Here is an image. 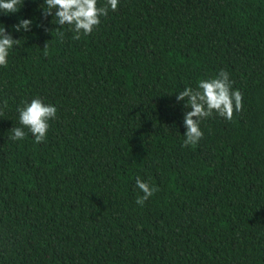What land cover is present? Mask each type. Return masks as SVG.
<instances>
[{
    "label": "trees",
    "instance_id": "obj_1",
    "mask_svg": "<svg viewBox=\"0 0 264 264\" xmlns=\"http://www.w3.org/2000/svg\"><path fill=\"white\" fill-rule=\"evenodd\" d=\"M41 7L0 12V264H264V0H118L79 40ZM220 70L243 108L185 147L176 95ZM36 97L45 140L9 139Z\"/></svg>",
    "mask_w": 264,
    "mask_h": 264
},
{
    "label": "clouds",
    "instance_id": "obj_2",
    "mask_svg": "<svg viewBox=\"0 0 264 264\" xmlns=\"http://www.w3.org/2000/svg\"><path fill=\"white\" fill-rule=\"evenodd\" d=\"M23 2L24 0H0V12L16 13ZM42 4V15L51 16L52 20L55 18L58 37L63 39L64 33L60 29L68 25L69 31L74 33L73 39L79 40L81 34L90 35L101 23L100 18L106 17L109 10L117 9L118 0H105L102 6H97L98 0H42ZM31 24L30 19H22L12 27L17 32L21 29L28 31ZM19 41L20 39H13L0 24V66H7L9 50L14 46L18 47ZM44 47L47 45L45 44ZM176 100L184 101L183 124L186 131L183 134V146L185 147L195 146L203 138V132L200 129L203 119L215 113L230 121L234 112H239L243 108V94L239 90H233L229 73L224 70H220L215 77L199 80L195 88H184L176 95ZM21 105L16 108L20 126L10 129L12 135L9 139L23 140L26 136L24 128H27L34 137L35 143L43 142L49 129V121L56 118V107L50 103H44L38 97L30 101H21ZM7 106L6 99L0 103V116L3 115V109ZM135 183L143 193L136 198V203L140 206H143L145 201L159 190L155 185L142 181L139 176H136Z\"/></svg>",
    "mask_w": 264,
    "mask_h": 264
}]
</instances>
